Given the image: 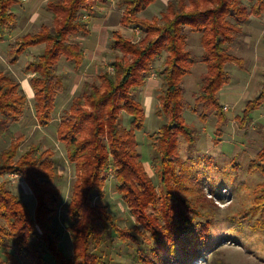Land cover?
I'll return each instance as SVG.
<instances>
[{"label": "trees", "instance_id": "trees-1", "mask_svg": "<svg viewBox=\"0 0 264 264\" xmlns=\"http://www.w3.org/2000/svg\"><path fill=\"white\" fill-rule=\"evenodd\" d=\"M108 1L48 0L46 10L52 14V25L42 24L11 44L12 63L27 49L43 46L24 68L31 74L28 80L40 125L53 120L57 98L66 89L58 73L59 62L64 59L75 69L83 64L84 48L72 39L90 33L83 19L85 12L93 15L98 4ZM156 1L116 0L122 9L120 23L138 27L141 37L133 40L114 30L110 46L117 53L112 70L86 80L59 118L57 138L76 170L65 207L56 183L60 175L53 153L40 151L38 143L20 152L23 138L14 137L11 125L21 120L27 94L19 81L0 70V135L13 138L0 152V264H51L46 254L52 256L54 264H113L103 248L108 237L134 249L140 264H194L214 250L211 220H197L198 216H209L200 212L198 203L214 202L203 188L212 169L199 167L202 160L214 159L183 157L182 145L186 144L190 154L198 142L197 131L184 114L189 109L203 122L215 117L216 134H222L229 121L220 100L222 89L232 81L228 67L246 70V58L234 54L232 44L241 40L246 23L264 16V0H169L160 15L141 17L140 13ZM19 3L0 0V41L17 27L13 8ZM191 33L200 35V60L206 65L192 104L185 98L184 86L185 77L197 63L188 48ZM162 55L161 68L156 69ZM155 70L162 80L156 112L165 121L148 137L159 187L146 169L136 134L144 129L146 120L140 92ZM263 104L264 72L261 86L247 101L243 116L238 117L240 125L245 128L252 123L253 112ZM125 114L129 125L124 123ZM262 136L263 145L249 170L264 176V132ZM191 169H195V175ZM10 174L21 176L31 189L36 199L33 212L10 188L6 177ZM110 174L135 218L131 227H121L118 217L96 200L105 196ZM183 192L195 194L197 202ZM212 192L216 193V188L212 187ZM61 207L66 209L70 223L74 247L71 257L60 249V238L53 227ZM249 211L259 215L253 227L264 230V180L257 186Z\"/></svg>", "mask_w": 264, "mask_h": 264}, {"label": "rangeland", "instance_id": "rangeland-1", "mask_svg": "<svg viewBox=\"0 0 264 264\" xmlns=\"http://www.w3.org/2000/svg\"><path fill=\"white\" fill-rule=\"evenodd\" d=\"M48 0H20L13 10L17 14V27L11 30L7 37L0 41V70L19 81L27 94V102L24 114L19 122L11 125L14 137H22L23 142L20 152L30 144H40V151L49 150L56 160L59 175L56 183L60 187L64 199V207L70 201L72 186L76 178V170L67 158L65 146L57 138V126L63 111L69 108L72 99L80 94L81 87L86 80H93L106 69L112 70V62L116 57V50L110 46L112 32L121 31L124 36L138 40L141 31L136 26L126 27L120 23L122 9L118 8L116 0H109L105 4H98L93 15L85 12L83 19L90 27V33L83 37L75 36L72 40L79 42L85 51L83 64L75 69L73 64L61 60L58 65V73L62 75L66 89L56 101L53 120L50 124L40 125L35 117L34 98L27 82L31 74L24 72L25 66L38 55L43 46L32 47L23 53L16 63L11 62V44L24 33L40 29L42 24L52 25V14L46 10ZM169 0H157L146 10L140 13L141 17L152 18L160 15ZM188 48L197 58V63L192 73L184 80L185 98L193 103L199 89V83L206 65L200 60L203 52L200 35L191 33ZM232 52L246 58V70L235 65L228 67L232 81L225 86L220 93V100L229 118L228 123L220 136L216 134V118L212 117L203 122L191 110H186L184 117L186 122L197 131L198 142L190 154L186 151V144L182 145V155L185 159L189 156L193 159L209 158L214 160H202L199 168L210 167V177L204 179L203 188L206 195L213 198V204L198 203L200 212L208 214V217L198 216L197 220H211V241L216 245L214 250L208 252L194 261V264H264V230L253 227V220L258 214H250L249 207L258 184L264 180V176L258 171H250L249 164L255 158L263 145L264 132V104L253 112L254 121L245 128L239 123L238 117L243 116L247 101L252 98L262 84L264 72V16L252 18L246 23L241 34V40L232 44ZM156 63V69L161 68L162 58ZM151 80V81H150ZM161 77L157 70L153 72L140 92V99L146 112L145 127L137 131V140L143 154L146 169L159 187V178L156 172V164L152 160V147L149 133L159 130L165 121L157 115L159 100L156 95L160 92ZM149 93V94H148ZM147 95H151L154 103H158L155 111L147 105ZM151 109V110H150ZM124 123L129 125V117L124 115ZM261 125V126H260ZM220 138V140H217ZM12 137L0 135V152L9 147ZM193 168V167H192ZM200 169V171H201ZM195 175V169H191ZM205 173V171H204ZM12 191L20 196L33 212L36 199L26 182L17 174L6 176ZM117 181L110 174L105 196L96 199L108 207V210L119 219L121 227H131L135 224V218L130 214L128 207L123 202L117 191ZM212 187L217 192H212ZM184 194V192H183ZM188 199H197L195 194H184ZM59 210L54 218L53 227L60 238L59 247L62 252L71 257L74 252L69 221L65 208ZM236 239V240H234ZM104 245L105 252L113 260V264H140L135 259V251L131 247L116 243L108 237ZM54 264L52 256L46 254Z\"/></svg>", "mask_w": 264, "mask_h": 264}, {"label": "crops", "instance_id": "crops-1", "mask_svg": "<svg viewBox=\"0 0 264 264\" xmlns=\"http://www.w3.org/2000/svg\"><path fill=\"white\" fill-rule=\"evenodd\" d=\"M29 78V77H28ZM151 81V80H150ZM27 82H28V84H29V86H30V89H31V91H32V95H33V98H34V91H33V89H32V87H31V85H30V83H29V80L27 79ZM148 83V82H147ZM149 94V93H148ZM148 97V99H147V103H148V107L149 108H151V109H153L154 111H155V109H156V107L158 106L157 104V102L156 103H154L153 102V100L150 98L151 97V95H147ZM156 98L158 99V94L156 95ZM159 100V99H158ZM150 109V110H151ZM146 113V112H145ZM36 117V116H35ZM37 120V119H36ZM38 122V121H37ZM59 124V123H58Z\"/></svg>", "mask_w": 264, "mask_h": 264}]
</instances>
